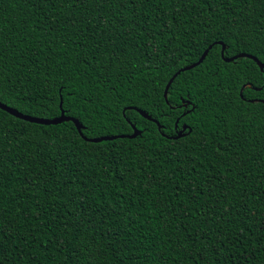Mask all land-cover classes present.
Returning a JSON list of instances; mask_svg holds the SVG:
<instances>
[{
  "label": "trees",
  "instance_id": "16d2710c",
  "mask_svg": "<svg viewBox=\"0 0 264 264\" xmlns=\"http://www.w3.org/2000/svg\"><path fill=\"white\" fill-rule=\"evenodd\" d=\"M219 41L264 62V0H0V102L142 131L0 108V264H264V70Z\"/></svg>",
  "mask_w": 264,
  "mask_h": 264
},
{
  "label": "water",
  "instance_id": "95a60500",
  "mask_svg": "<svg viewBox=\"0 0 264 264\" xmlns=\"http://www.w3.org/2000/svg\"><path fill=\"white\" fill-rule=\"evenodd\" d=\"M219 44L222 45V49H221V53H222V57L225 59V61H233L239 57H249L251 59H253L254 61L257 62V64L259 65L261 70H264V62L261 61L257 56L252 55V54H248V53H240L237 55H234L232 57H224V51L226 48V45L222 42L219 41L217 42ZM212 47V45H210L207 49H205V51L203 52V54L201 55V57L198 59V61L190 64V65H186L185 67L180 68L177 72H175L172 77L169 79L165 90H164V97L167 99V95H168V90L172 84V82L174 81V79L176 78L177 75H179L182 71H185L187 69H191L197 65H199L207 56L210 48ZM241 96L243 97L242 91H241ZM251 101H262L264 102V99H251ZM191 103L190 101H188V103H186V107L188 106V104ZM61 106H62V101H61ZM0 108H2L3 110L11 113L12 115L19 117L21 119H25L27 121L30 122H35V123H41V124H58V123H62L65 121H73L78 129V131L80 132V134L89 141H93V142H100L103 140H113L116 138H135L136 136L142 134V131L140 129H138L134 124H133V133L131 134H115V135H104V136H99V137H87L83 134V128L84 126L82 125V123L79 121V119L73 117V116H67L65 114V111L62 110L61 115L54 117V118H43V117H36V116H32V115H28V114H24L22 112H20L18 109L13 108L11 106H8L7 104H4L2 102H0ZM194 108V106H193ZM144 117L154 121L157 123L159 129H161L163 126L160 124V122L158 120H156L155 118H152L146 111L140 109V108H136ZM191 110H187L183 112V115H185L187 112H190ZM179 118L176 121V126L178 124ZM188 130V131H186ZM191 127L188 124H183L182 128L180 130L177 131L176 135L174 136H168L170 138H179L182 137L186 134H188L191 131ZM165 136H167L166 134H164Z\"/></svg>",
  "mask_w": 264,
  "mask_h": 264
},
{
  "label": "flooded vegetation",
  "instance_id": "af4514ba",
  "mask_svg": "<svg viewBox=\"0 0 264 264\" xmlns=\"http://www.w3.org/2000/svg\"><path fill=\"white\" fill-rule=\"evenodd\" d=\"M183 124H185V123H183ZM183 124L181 125L180 128H176V132L182 128Z\"/></svg>",
  "mask_w": 264,
  "mask_h": 264
}]
</instances>
